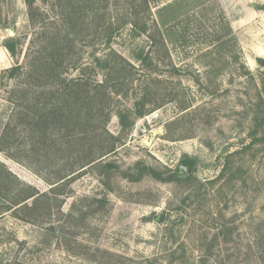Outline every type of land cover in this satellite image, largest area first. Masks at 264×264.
<instances>
[{"label": "rangeland", "instance_id": "rangeland-1", "mask_svg": "<svg viewBox=\"0 0 264 264\" xmlns=\"http://www.w3.org/2000/svg\"><path fill=\"white\" fill-rule=\"evenodd\" d=\"M53 3L36 0L50 14ZM151 11L166 51L151 47L154 60L140 66L145 36L128 27L111 43L138 68L115 107H130L142 90L147 104L162 103L105 157L117 168H82L56 199L39 201L35 216L14 214L5 211L11 175L39 192L49 186L24 156L0 150V264H264V0H154ZM32 30L24 0H0V74L20 61L3 41ZM81 47L86 62L92 48ZM8 89L0 82V129ZM107 129L119 132L116 116ZM181 159L192 162L188 175ZM226 161L231 175L219 178ZM55 219L56 234L45 228Z\"/></svg>", "mask_w": 264, "mask_h": 264}, {"label": "trees", "instance_id": "trees-1", "mask_svg": "<svg viewBox=\"0 0 264 264\" xmlns=\"http://www.w3.org/2000/svg\"><path fill=\"white\" fill-rule=\"evenodd\" d=\"M153 1L56 0L50 14L48 9L41 10L36 0H24L27 22L33 30L22 39L15 36L3 41L12 56L20 55V61L0 74L1 84L9 85V113L0 129V150H8L17 160L23 159L17 153L24 156L23 162L49 189L47 193L39 192L11 175L16 183L11 187L12 198L5 211L36 214L39 201L48 194L56 199L82 168L100 166L102 174L108 175L117 165L104 161L105 157L125 144L136 118L162 105L147 104V92L142 90L130 107H115L119 98L128 94L126 86L134 76L131 70L138 71L137 65L111 47L115 34L129 27L131 32L148 39V50L134 56L140 66L154 60L151 47L166 51L151 11ZM23 39L25 47L20 48ZM82 43L92 48L86 62L82 47L78 48ZM262 91L264 101V79ZM113 115L118 119L117 134L107 129ZM180 165L192 170L188 159H181ZM148 170L154 178H161L157 171ZM225 175H231L229 161L218 177ZM28 199H32L30 203L25 202ZM49 206L40 212L41 216L49 214ZM45 228L56 234L62 225L55 219Z\"/></svg>", "mask_w": 264, "mask_h": 264}, {"label": "water", "instance_id": "water-1", "mask_svg": "<svg viewBox=\"0 0 264 264\" xmlns=\"http://www.w3.org/2000/svg\"><path fill=\"white\" fill-rule=\"evenodd\" d=\"M12 27V26H11ZM13 28V27H12ZM179 172H184L185 175H188L192 170L184 165H179L178 167Z\"/></svg>", "mask_w": 264, "mask_h": 264}]
</instances>
